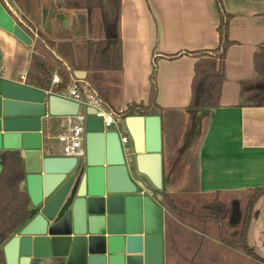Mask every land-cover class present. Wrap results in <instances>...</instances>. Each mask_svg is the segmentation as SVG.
Here are the masks:
<instances>
[{
  "label": "crops",
  "instance_id": "crops-1",
  "mask_svg": "<svg viewBox=\"0 0 264 264\" xmlns=\"http://www.w3.org/2000/svg\"><path fill=\"white\" fill-rule=\"evenodd\" d=\"M65 2L0 0L14 24L31 40L27 45L0 28V79L35 91L30 102L20 101L24 105L13 107L14 113L10 118L29 120L26 128L40 126L38 132L42 156H64L54 136L65 131L68 115L51 114L49 97L75 103L76 113H84L85 110L83 105L60 97L55 86L44 89L26 82L38 33L53 42L55 58L65 63L75 78L85 79L83 84L92 93L117 110H123L133 103L147 102L154 52L172 54L184 50L213 49L218 44L219 16L214 0H120L122 68L120 71L94 73L90 70L87 57V43L92 37L87 11L67 8ZM222 2L225 10L231 14L228 34L233 43L226 53L220 107L212 111L188 108L195 58L183 55L172 60L158 57L156 61L158 107L153 115L160 120L161 187L156 188L145 179L143 185L138 187V193L148 197L162 213V259L159 242L155 240L148 264H166V210L162 205V191L176 192L174 183L183 186L186 182L183 170L179 174L174 171L175 160L183 158L182 154L186 151V131L182 129L178 135L172 134L169 119L186 116L206 121L198 138L193 186L195 194L207 196L215 191L232 193L264 186V106H253L249 93L241 91L243 82L253 81L256 77L254 54L264 42V0ZM17 17L25 22L24 26L19 24ZM28 31L33 34L30 36ZM100 34L101 30L98 35L95 34L94 40ZM76 72H80L81 78L75 75ZM53 73L60 76L59 85L65 86L59 71L55 69ZM46 133L52 137L48 143ZM37 141L32 140L35 144ZM20 152L26 175L23 149ZM20 187L27 193L25 180ZM150 210L148 225L151 231H156L159 226L157 212L155 208ZM28 211V220L38 212L30 199ZM28 220L13 235L18 234ZM259 228H264V207L260 217L257 211L252 216L247 234L249 245L264 257V235L258 234ZM250 232L253 243L250 242ZM257 247H261L262 251Z\"/></svg>",
  "mask_w": 264,
  "mask_h": 264
},
{
  "label": "water",
  "instance_id": "water-1",
  "mask_svg": "<svg viewBox=\"0 0 264 264\" xmlns=\"http://www.w3.org/2000/svg\"><path fill=\"white\" fill-rule=\"evenodd\" d=\"M0 28L30 45L1 4ZM34 92L0 79V149H23L26 191L38 209L3 245L5 264H148L155 240L162 259V213L138 193L145 179L161 187L159 117H125L130 142L123 150L118 134L104 131L87 110L85 155L42 156L40 126L26 128L29 120L10 118L13 107L30 102ZM48 102L51 114L76 113L75 103L54 96ZM151 208L158 216L156 231L148 225ZM239 215L234 202L229 224Z\"/></svg>",
  "mask_w": 264,
  "mask_h": 264
},
{
  "label": "trees",
  "instance_id": "trees-1",
  "mask_svg": "<svg viewBox=\"0 0 264 264\" xmlns=\"http://www.w3.org/2000/svg\"><path fill=\"white\" fill-rule=\"evenodd\" d=\"M214 1L219 16L217 46L213 49L184 50L172 54L154 52L147 102L133 103L123 110H117L105 103L116 117L122 119L134 114H155L158 107L156 102L158 57L172 60L187 55L195 58L188 108L194 111H212L220 107L226 53L233 42L228 34L231 14L225 10L222 0ZM65 5L67 8H82L87 11L90 34L92 33L87 43L90 70L94 73L120 71L122 68L119 35L120 0H66ZM16 19L21 26L25 25L20 17ZM99 30L101 34L94 40ZM28 32L30 36L33 34L31 31ZM254 67L255 79L243 82L241 91L249 93L253 106L262 107L264 42L254 54ZM55 69L61 74L64 85L71 78L78 83L85 81L75 78L72 70L59 58H55L53 42L38 33L33 45L26 82L47 89ZM89 85L91 87V84ZM24 178L20 150H0V264H5L3 245L30 216L28 195L20 187ZM210 196L212 198L200 206L194 204L187 206L179 202L175 193L162 191V205L166 210L164 231L166 264H264V257L259 256L247 240L250 221L256 213V202L264 196V186L232 193L215 191ZM226 197H231V202L227 201ZM234 202L240 215L239 220L230 225L228 220Z\"/></svg>",
  "mask_w": 264,
  "mask_h": 264
},
{
  "label": "built area",
  "instance_id": "built-area-1",
  "mask_svg": "<svg viewBox=\"0 0 264 264\" xmlns=\"http://www.w3.org/2000/svg\"><path fill=\"white\" fill-rule=\"evenodd\" d=\"M24 79V76H21ZM60 76L53 74L50 88H58L56 93L63 98L71 99L84 106V113H75L67 116V126L64 132H60L54 138L62 145L64 156L80 158L85 155L84 135L85 122L88 116L87 110H93V116L102 123L104 131H114L118 134V139L123 150H127L130 142L129 133L124 125V118H118L111 109L94 94L89 88L75 80L68 82L65 86L59 87ZM51 91V90H50ZM52 137L46 133V142Z\"/></svg>",
  "mask_w": 264,
  "mask_h": 264
},
{
  "label": "rangeland",
  "instance_id": "rangeland-1",
  "mask_svg": "<svg viewBox=\"0 0 264 264\" xmlns=\"http://www.w3.org/2000/svg\"><path fill=\"white\" fill-rule=\"evenodd\" d=\"M56 74V73H53ZM52 74V75H53ZM169 125L172 127V134L178 135L182 129L186 131V151L182 154L183 158L174 159L175 160V169L174 171L179 174L183 170V174L185 175V183L183 186L179 183H174V187L176 188L175 195L179 198V202L186 204L187 206L196 205L200 206L204 202L209 201L212 197L210 195H197L194 192L193 186L195 185V161H196V152L198 146V138L201 136L203 132V128L205 126L206 121H199L198 119L189 118L186 116H179L177 118L169 119ZM60 148L62 150V145L60 144ZM177 158V157H176ZM183 165L182 167L180 165ZM176 178L174 177V180ZM227 201L231 202V197H226ZM264 207V196L261 197L256 205L255 210L258 212V217L261 216ZM258 234L264 235V228H259ZM250 242L253 243V235L250 232ZM261 247H257V250L260 252Z\"/></svg>",
  "mask_w": 264,
  "mask_h": 264
}]
</instances>
